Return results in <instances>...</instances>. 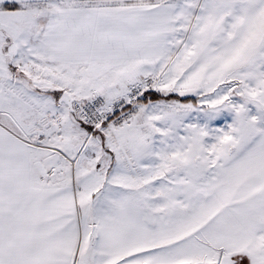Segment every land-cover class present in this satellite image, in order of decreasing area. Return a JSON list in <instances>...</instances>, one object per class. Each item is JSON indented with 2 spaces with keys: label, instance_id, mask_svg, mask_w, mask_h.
<instances>
[{
  "label": "snow or ice",
  "instance_id": "snow-or-ice-1",
  "mask_svg": "<svg viewBox=\"0 0 264 264\" xmlns=\"http://www.w3.org/2000/svg\"><path fill=\"white\" fill-rule=\"evenodd\" d=\"M0 264H264V0H0Z\"/></svg>",
  "mask_w": 264,
  "mask_h": 264
}]
</instances>
